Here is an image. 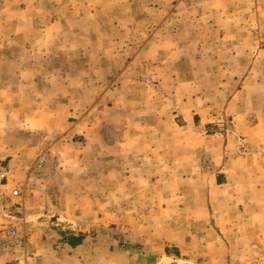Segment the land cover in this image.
I'll return each instance as SVG.
<instances>
[{
    "label": "rangeland",
    "instance_id": "374dc122",
    "mask_svg": "<svg viewBox=\"0 0 264 264\" xmlns=\"http://www.w3.org/2000/svg\"><path fill=\"white\" fill-rule=\"evenodd\" d=\"M197 67L203 70L195 77ZM195 83L206 102L220 111L216 122L221 130H209L213 134L234 128L233 118L222 109L244 90L236 98L237 109L249 101V112L236 123L254 127V142L264 147V0H0V91H7L0 95V148L11 154L0 160V227L17 225L27 239L25 250L0 264H31V223L24 214L41 212L25 205L56 183L64 156L74 159L77 172L83 165L93 171L99 157L107 158L108 205L140 200L158 208L167 194L170 207L182 206L184 194L178 191L183 183L193 184L191 178L172 175L169 187L154 185L148 193L137 194L130 192V179L109 174L111 165L130 163L140 155L117 160L120 152L131 149H120L116 129L146 120L153 107L181 100L180 94L192 92ZM194 155L196 165L187 163L180 171L211 175L214 151L203 146ZM42 157L46 160L39 164ZM121 169L123 175L131 171ZM261 174L264 185V170ZM78 177L72 188L85 180ZM15 190L19 196H13ZM94 191L91 195L97 199L98 189ZM41 196L37 199L54 200L49 193ZM102 210L105 219L98 221L95 213L88 220L89 241L81 264H264V241L252 238L264 236L259 222L250 224L252 234L243 235L245 240L236 243L228 261L218 243L200 241L202 226L185 227L178 215L168 223L120 225L108 214L113 208ZM65 224L51 229L65 237L80 233L63 229ZM170 233H187L185 240L172 242L190 259L161 258L171 244L164 239ZM62 239L49 243L64 250ZM220 243L230 247V241ZM214 250L218 256L211 257ZM65 253L70 257L75 252Z\"/></svg>",
    "mask_w": 264,
    "mask_h": 264
},
{
    "label": "crops",
    "instance_id": "0c3cea01",
    "mask_svg": "<svg viewBox=\"0 0 264 264\" xmlns=\"http://www.w3.org/2000/svg\"><path fill=\"white\" fill-rule=\"evenodd\" d=\"M201 70L203 69L197 67L192 71V74L197 77ZM196 84L192 86V88L195 87L194 89L191 88L192 92L186 91V93L180 94L181 100L175 101L172 98L175 102L167 101L166 104L153 107L148 112L146 120L142 119L139 123L130 126L122 124L121 129H116L120 131V135H118L120 149H131L130 153L120 152L122 156L117 160H126L128 155L131 158L138 153L140 155L133 160L130 159V163L119 162L111 165L109 174L116 179L117 177L130 179V192L137 194L148 193L149 187L154 185L168 184L169 187L173 181L172 175H183V177L191 178L193 184L186 183L184 185L183 183L182 189L179 187L178 192L184 194L183 205L170 207V202L165 200L168 197L167 194L161 196L164 201L158 208H153L147 205V202L140 200H132L124 204L114 202L108 205L105 195L107 193L105 179L108 177L107 158L99 157L97 159L98 167L93 164V171H89L90 167L83 165L85 169L77 172V169L72 168L74 159L64 156L66 157L64 158V170L56 183L47 191L54 200L51 199L50 203L44 197L39 200L42 197L41 194H47L46 190H43L37 192L25 205L26 210L41 212L38 216L27 212L24 214L26 220L28 216L30 217L29 222L31 223L29 226L31 231V248L29 249L31 264H68L69 261L84 263L85 259L82 255L89 241V236L86 234L88 228L86 227L91 226L88 220L95 213L98 214V221L105 219L102 209L106 208L115 210L108 214L111 218L114 216L115 222L120 223V225L168 223L169 218L172 219L178 215L182 217L181 224H185V227L187 224L202 226L200 241L218 243L220 250L225 251L223 254L227 256L228 261H232L231 254L238 247L236 243L245 240L244 234H252L250 224L256 222L264 224V205H261L264 196L260 194L261 191L262 194L264 193V185L259 182L262 176L261 171L264 170V147L261 142H254V127L236 123V119L240 121L249 112V101L246 105L243 104V109L240 111L237 109L236 98L241 93H245L244 90L238 91L228 100L225 110L222 109L233 118L234 128L225 132L227 134H213L209 133V130H221L219 121L216 122L218 118L216 115L220 111L215 110L214 106L206 102L203 92L200 91L201 88L197 89ZM6 93L7 91H0V95ZM1 103L4 104L3 101ZM122 135L123 137H121ZM256 144H258V151H255L257 149ZM203 146L215 153L216 159L211 169L212 174L208 177H202L197 169H191V172H186V169L180 171V169L187 167V163L196 165L195 149ZM7 151L0 148L1 161L11 155ZM176 165H179L178 170H174ZM122 166L129 167L131 171L125 172L123 175ZM86 169L89 171L87 174H85ZM78 175L84 177L85 180L83 183L80 182L78 187L72 188L75 186L74 182ZM82 177L78 178L82 179ZM92 180H97L98 187L95 186L96 184H90ZM134 181L138 183H134ZM97 189L99 199L93 198L91 195L92 192L96 193L94 190ZM168 189L175 191L174 188ZM119 190L120 187L115 193H118ZM157 191L163 193L161 188H158ZM144 199L148 201L146 198ZM124 207H127L129 211L122 213ZM142 208H145L146 211L144 212ZM47 209L55 210L61 215L55 217V214H51L50 211L44 212ZM62 222L67 223L63 229L68 228L71 229L70 231L79 229L80 233H73V235L85 236L82 245L73 248L64 243V250L62 247H51L53 245H50V241L54 239L61 241L62 237L63 239L66 238L65 234H59L51 229ZM168 232L172 231H166V233ZM240 232H242L241 235ZM171 234H169V238H164L170 240L171 244L162 251L161 258L174 262L180 261L183 257H185L184 260H187L189 255L185 249L181 245H174L172 242L174 238L185 240L188 236L187 233L184 237H181V233L177 236ZM252 238L264 241V236L256 235ZM34 241H36L35 244ZM228 241H230V247L226 243L223 244L224 247L221 246L220 242ZM67 250L75 253L69 257L65 253ZM209 255L211 257L218 256L215 254V250L213 254Z\"/></svg>",
    "mask_w": 264,
    "mask_h": 264
},
{
    "label": "built area",
    "instance_id": "2783aa9c",
    "mask_svg": "<svg viewBox=\"0 0 264 264\" xmlns=\"http://www.w3.org/2000/svg\"><path fill=\"white\" fill-rule=\"evenodd\" d=\"M45 160L46 158L42 157L39 164L44 163ZM19 194L18 190L13 192V196H19ZM26 246V234L19 226L0 227V260L6 261L9 257H14L19 250H25Z\"/></svg>",
    "mask_w": 264,
    "mask_h": 264
},
{
    "label": "trees",
    "instance_id": "16d2710c",
    "mask_svg": "<svg viewBox=\"0 0 264 264\" xmlns=\"http://www.w3.org/2000/svg\"><path fill=\"white\" fill-rule=\"evenodd\" d=\"M84 239H85V236L83 235H79V236L71 235L69 237L64 238L63 242L70 245L73 248H76L82 245V243L84 242Z\"/></svg>",
    "mask_w": 264,
    "mask_h": 264
}]
</instances>
